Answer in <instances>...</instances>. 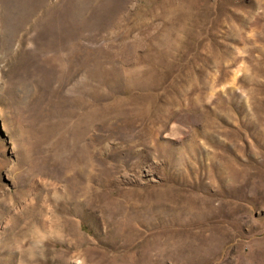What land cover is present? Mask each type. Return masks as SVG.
Wrapping results in <instances>:
<instances>
[{
	"label": "rangeland",
	"instance_id": "obj_1",
	"mask_svg": "<svg viewBox=\"0 0 264 264\" xmlns=\"http://www.w3.org/2000/svg\"><path fill=\"white\" fill-rule=\"evenodd\" d=\"M0 264H264V0H0Z\"/></svg>",
	"mask_w": 264,
	"mask_h": 264
},
{
	"label": "bare ground",
	"instance_id": "obj_2",
	"mask_svg": "<svg viewBox=\"0 0 264 264\" xmlns=\"http://www.w3.org/2000/svg\"><path fill=\"white\" fill-rule=\"evenodd\" d=\"M18 246V245H17Z\"/></svg>",
	"mask_w": 264,
	"mask_h": 264
}]
</instances>
